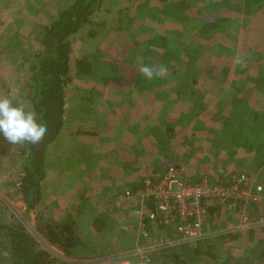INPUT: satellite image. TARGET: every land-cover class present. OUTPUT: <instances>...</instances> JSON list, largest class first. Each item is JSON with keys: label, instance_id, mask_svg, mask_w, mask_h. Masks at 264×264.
Instances as JSON below:
<instances>
[{"label": "rangeland", "instance_id": "rangeland-1", "mask_svg": "<svg viewBox=\"0 0 264 264\" xmlns=\"http://www.w3.org/2000/svg\"><path fill=\"white\" fill-rule=\"evenodd\" d=\"M69 1L0 0V95L18 98L21 102L27 101L30 87L29 65L40 48L39 40L42 37L43 25ZM177 1L179 0H175L176 7L166 12L163 10L165 3L163 0H111L112 4L107 5L109 10L112 9L111 13L105 14V16L103 13L100 14V17L105 19L108 16L112 17L120 7L127 8L130 13L135 15L140 9H143L142 14L144 15L152 13L150 17L146 15V19L141 21L150 27L152 33L160 34L172 31L175 34L176 42L179 43L174 42L179 50L182 48V42L189 43L191 41L189 46L192 47L193 44L197 46L201 54L197 59L186 57L181 53L170 60L167 72L160 77L163 81L157 84L158 92L140 91L139 85H136L138 77L131 73L130 75L113 73L112 76L115 77L111 76L110 82L105 83L103 77L106 74L103 69H107L101 65V62L104 60L103 56H108L106 49L111 47L110 43L116 44L115 34L109 36L106 34L112 20L103 26L104 29L95 38H86V32L82 31L73 35L74 61L83 57H88L90 62L93 61L95 71H97L94 77L97 79L94 78L95 80L92 82L97 83L100 88L105 85L107 88L106 93L100 92L97 95L103 98V95L107 96L115 90L116 99L124 100L120 116L127 120L128 124H118V113L115 114V117L107 119L108 125L106 126L108 127L104 129L103 134L107 141L100 140L101 136L98 135L93 137L75 133L77 129L82 131L92 130V128L99 130L101 127H99L100 124L96 118L88 115L89 107L84 101V97L89 94L88 90L90 89L88 79L77 75L78 68H75L73 63V81L67 91L69 108L66 122L69 132L50 147L44 196L41 203L28 216L24 215L26 206L16 192L23 156L18 154V144H9L3 136H0V219L2 217L8 223L21 220L40 246L57 257L56 264H66L65 261L72 262V264L82 261L95 264H116L120 260L129 259L126 257L132 258L138 264H161L170 249L176 248L178 252L182 251L180 249L185 244L182 242L170 247L158 245L161 238L171 237L174 231L173 229L171 231L164 229L166 230L164 231L160 227L161 220L157 216H150L151 211H145L148 210L145 206L147 202H144V205L140 196L136 195L126 200L113 199L114 193L118 196L122 193L120 197H123V192L120 191L124 190L126 181L140 182L141 177L145 174L142 172V167H138L136 173L124 170L120 161L124 153L121 154L123 150L120 145L124 144L126 148L128 144L125 142H135L139 134L144 139L155 138L151 130L157 131L166 120H168L167 123L176 121L178 124H182L186 121L191 122L197 117V121H206L211 124L213 112L220 109L224 111L218 118V122L221 124L223 118H226L225 115L231 113L232 117L229 122L238 127L235 130L239 127L242 128L239 136L244 140V146L238 147L236 153H245L242 157L247 156L246 163L251 165L252 173L259 174L261 166H264V93H261L260 88L256 85V89L252 90L253 97L250 93L245 92L248 82L255 79L256 63L264 61L259 58V50L254 48L264 38V8H256V5L252 4L251 9L247 11L245 7L248 0H227L232 18L224 23L221 34L224 33L223 37L226 43L230 42V46H228L220 45L214 40L203 42L197 39L198 36H195L196 40H194L192 36L193 32L199 29L201 21L206 20L205 15L209 13L218 15L220 9L209 11L210 8L206 6L205 0H184L181 4ZM157 3L162 4L161 9L156 7ZM142 6L143 8H141ZM190 7H196L197 14L195 16L191 14L192 18L189 19L182 18L184 11L187 13ZM98 51H102V56L98 55ZM246 53L247 57H244ZM138 56L137 53L132 52L128 58L133 60ZM143 57L144 55L140 58L143 60ZM150 67L153 66L150 65ZM127 76L131 80L122 83L125 78L127 80ZM178 82L187 85L185 88L187 91H191L189 92L191 95L177 102L173 93ZM239 91L241 93H238ZM146 93L147 96H145ZM92 98H96V96L94 95ZM250 98L252 101L258 99L260 102L254 105L258 110L255 112L258 114L255 119H252L249 110ZM238 99L239 101L234 103ZM135 124H139L141 127L136 128ZM147 127H150L149 131L144 132ZM212 129L204 128L197 132L199 136L208 135L207 138L203 137L202 140H199L203 145V140L214 143L213 136L216 135L231 138L222 130L212 132ZM116 133L120 134L118 139L115 136ZM148 133L149 136H146ZM213 133L216 134L213 135ZM201 142L198 143L200 148L202 147ZM109 143L112 145L106 147ZM193 144L197 146L196 143ZM145 146L146 144L142 145L140 142H136L135 148L132 147L131 151L135 155L140 152L139 155L144 158L148 156L146 150H143ZM185 146L180 144L169 149H166V145L159 146L160 149H165L159 150L163 164L169 156L175 160L184 158L187 161ZM152 148L156 151L154 147ZM209 148H206L205 151L208 152ZM113 149L120 153H115L116 150ZM126 153L129 151L126 150ZM207 155L208 153L205 156L207 157ZM213 160L214 158L210 161L214 166L215 161ZM187 165L190 168L187 171L188 174L197 175L196 168L191 162L184 163L181 171L184 169L183 172H185ZM239 166H242L241 163ZM146 168L150 170V167ZM209 173L212 174V172ZM228 173H225L226 175H216L215 173L214 176L216 178L226 176V182H229ZM179 175L185 177L182 172ZM197 176L200 177L201 174ZM183 177L182 179H184ZM258 181H264V174H260ZM242 188L240 186V189ZM109 190L112 193H109ZM254 197L257 196L254 195ZM147 204L150 208L151 204ZM207 204L208 206L219 205L221 208L219 212L222 211V214L220 213L219 220H217L207 210L206 214L211 215L210 221L205 217L206 224L203 227L204 234H207L201 239H206L203 249L206 251L212 248L214 255L210 256L211 259L204 258L200 264H224L227 257L231 258V264H241L240 258L258 253L260 239H264V227L254 226L258 227L255 229L239 227L233 231H226L225 228L229 225L230 220L233 221L234 217L227 213L223 205L214 200L208 199ZM251 204L249 211L255 212L257 216L262 215L264 218V199ZM70 214L75 216L80 235L84 240L82 248L73 250L74 256H67L57 246L48 243L36 227L39 217L45 221L62 220L67 219ZM97 217L107 220L102 231L95 230L93 226L94 219ZM218 224L220 225L218 226ZM2 246L0 264H12L7 242H4ZM153 249L156 252L150 254ZM143 253L149 257L145 263L141 262ZM85 256L89 258L87 259ZM249 262L257 264L254 260L246 261L245 264H249Z\"/></svg>", "mask_w": 264, "mask_h": 264}, {"label": "trees", "instance_id": "trees-1", "mask_svg": "<svg viewBox=\"0 0 264 264\" xmlns=\"http://www.w3.org/2000/svg\"><path fill=\"white\" fill-rule=\"evenodd\" d=\"M163 1H165L163 4V10L166 12L169 9L176 7L175 0ZM183 1L184 0H179L177 3L181 4ZM205 3L206 6L210 8L209 11L220 9V13L218 15L217 13H209L205 15L206 20L201 21L199 29L193 32L194 35L192 36L194 40H196L195 36H198L197 39L203 42H206V40H214L220 45L230 46V42L227 41L226 43V40H224V33L221 34L224 23L232 18L229 3L227 0H205ZM111 4V0H70L65 7L58 9L57 14L53 15L50 20L43 25L42 37L39 40L40 48L35 53L34 59L29 65L30 87L27 101L21 102L18 98H11L14 104L23 103L31 108H34L38 116V121L44 123L49 130L48 134L39 145L33 146L30 144H18V154L19 156H23V163L18 174L19 185L16 192L20 195L21 200H23L26 206L25 216H28L30 212L35 210L43 199V190L48 175V153L50 151V147L53 146V144L59 139L65 137L67 132H69L66 122L69 108L67 91L73 81V63L75 64V68H78L77 75L88 79V87L90 89L87 88L89 89V94L84 97V101L89 107L87 110L88 115L92 118H96L97 122L100 124L99 127H101L99 130L94 128L86 131L77 129L75 133L86 134V136L92 135L93 137L98 135L101 136L100 140L107 141L103 136L104 129L108 127L106 126L108 125V122H106L107 119L115 117V114L118 113V124H128L127 120L120 116L124 100L116 99L117 93L115 90L107 96L103 95V98H100L99 95H97L98 93L100 94V92H103V94L106 93L107 88H105L106 85L100 88L97 83L95 84L92 82L95 80L94 78L96 77L94 76L97 74L93 61L90 62L91 60H89L88 57H83L82 59L78 58L74 61L72 48L73 35L82 31L86 32V38H95L97 34L104 29L103 26L112 20L110 28L106 34H108L107 36L115 34L114 41L116 44L110 43L111 47L106 49L108 56H103L104 60L101 62V65H104L107 69H103V72L106 74L103 79L105 80V83L108 84L110 80L115 77L112 76L113 73L119 72L124 75H130V73L136 74V77H138L136 85H139L138 88L142 92L150 90L158 92L157 84H160L163 80H161L160 77H154L152 80L146 79L139 72V67L143 65H152L153 67L158 68L163 65L167 68L170 66V60L174 56H178L181 53L182 55L190 58L197 59L199 57L198 55L200 53L197 46H194V44L192 47L188 45L192 43L191 41L189 43L182 42V48L179 50L177 45L174 43L176 42V38L172 31H165L160 34L152 33L153 31H151L150 27L141 22L146 19V15L147 17H150L152 13L144 15L142 14L143 9H140L137 15H135L130 13L127 8L124 9L120 7L119 10L114 12L112 17L108 16L105 19L103 18V20L100 17V14L103 13L105 16V14L111 13L112 9L110 8L109 10L107 6ZM252 4L256 5V8H264V0H248L245 10L249 11ZM161 6L162 4H156L158 9H161ZM141 8H143V6ZM197 12L198 10L196 7H190L187 10V13L184 11L182 18H192L191 14L195 16ZM254 48L259 50V58L264 60V38H262ZM132 52L137 53L139 55L138 58L133 60L129 59L128 57L132 55ZM98 55L102 56V51H98ZM142 55H144L143 60L141 59ZM244 57H247V53L244 54ZM248 64L250 63L248 62ZM256 68L257 73L254 75L255 79L250 83L248 82L245 90V92H247V94L250 93L252 97L254 96L252 90H255L256 86L260 88L261 93H264V61L256 63ZM130 80L131 78L127 76V80L125 78L122 83H127ZM181 83L182 82H179V87L178 89L176 88L179 91V93L175 96L176 101L188 98V91L185 88L187 85H182ZM238 93H241V91ZM148 94L146 93L145 96ZM94 95L96 98H92ZM237 101H239V99L234 103H237ZM254 102L259 103L258 99H254ZM223 112L224 111H221L220 109L213 112V122H211V124L210 122H207L206 128H213L212 132L222 130L227 136L231 137L224 138L216 135L215 137L213 136V141L215 143H223L221 146L216 145V148L218 147L230 154H234L238 150V147L244 146V140H242L239 136L242 128L239 127V129L235 130L238 127L229 122L232 117L231 113L225 115L226 118H223L220 124L218 122V118L220 114H223ZM257 115L258 114L253 113L252 119L257 118ZM135 125L139 128L141 127L139 124ZM149 128L150 127L145 128L144 132H148ZM151 132L155 138L149 137L148 140V137L144 139L139 134L136 139L134 138L135 142H125V144H128L126 148L124 144L120 145L121 150L122 148L124 150V152H121V154H124L123 157L121 156L120 160L124 170H130L136 173V171H138V167H142L144 170H142V172L145 174L141 177L140 182L138 181L139 183L132 182L130 180L126 181L124 190L120 191L123 192V197H120L122 193L119 194V196L114 193V200H118L120 198L124 199L127 190H131L132 193H135L137 190L144 188L146 179L161 177H158L160 174H157L154 169L155 165L163 163L160 159L161 156L159 150L161 149L159 146L163 147L167 145L171 148L173 146H178L180 144L185 145L188 143L186 139L182 138V135L186 136L185 131H180V133H176L174 136L170 129H164L160 126L157 131L152 129ZM216 133H213V135ZM119 135V133L115 134L117 139ZM123 136L125 138V135ZM146 136H149V133L146 134ZM200 136L206 138L208 137V135ZM136 142H140L142 145L146 144L143 150H146L148 156L141 158V155H139L140 152L135 155L134 152L131 151L132 147L135 148ZM228 142H231V144H228ZM233 143L235 144L232 146ZM110 145L112 144L109 143L106 147ZM152 147H154L156 151H154ZM126 150H128L129 153H126ZM115 153L120 152L116 150ZM237 153L239 154L238 162L241 163L244 168L239 166L236 170L229 172V182H226V176H222L217 177L216 179L218 180L215 182H209L210 184H223L231 186L234 182L232 176L235 174H245L249 177L256 178H260V174H264V166H261L259 174H255L254 172L252 173L251 171L253 169H251V165L246 163L247 156L244 158L242 157L245 153ZM227 158L230 159V156L228 155ZM206 160L207 159L204 160V158L200 155L192 156L190 160L191 164H193V167L196 168V174H201V176L198 177L197 175H189V177H185L184 180L192 184H197L202 182L200 178L203 177L204 174L206 177L207 175H210L209 172H206L210 170V167L204 162ZM163 165L166 172L171 167L175 168L177 173L184 171V169L181 171L184 162L182 160H175L172 156H169ZM146 167H150V170ZM201 168L204 170L202 171ZM221 180H223V182H221ZM108 192L112 193L111 190ZM207 199L215 200L214 198ZM229 201L232 200L230 199ZM239 202L245 203V201L242 200H239ZM149 204L152 206V203ZM204 205L206 206L208 212L219 220V215L220 213L222 214V211L219 212V210H221L219 205L208 206L207 201L204 202ZM209 217L210 215H208V219ZM2 219L3 218L1 217L0 255L3 243L7 242L10 248L12 264H56L58 261L57 257L46 248L40 246L34 235L27 230L25 224L21 220H18L15 223H8ZM76 221L75 216H72L71 214L67 219L62 220L45 221L39 217L36 227L48 243L57 246L62 252H64L65 255L74 256L73 250L84 246V240L80 235L79 227ZM106 222L107 220L105 218L97 217L94 219L93 226L95 230L102 231L104 226H106ZM219 225L220 224H218V226ZM160 227L162 229H167L163 223ZM205 240L206 239H199L190 244L185 243L180 249L182 250L181 252H178L176 248L170 249L168 251L169 254L166 255L165 260H162L161 264H200V261L204 258L211 259L210 256H213L214 253L212 252V248H209L206 251L203 249ZM260 241L258 253H254L253 256L248 255V257L244 256V258H240L241 264H245L246 261L250 260H254V262L256 261L257 264H264V239H260ZM85 258L88 259L89 257L85 256ZM65 262L66 264H72V262L69 261ZM73 264L95 263L82 261ZM224 264H231V258L227 257Z\"/></svg>", "mask_w": 264, "mask_h": 264}, {"label": "built area", "instance_id": "built-area-1", "mask_svg": "<svg viewBox=\"0 0 264 264\" xmlns=\"http://www.w3.org/2000/svg\"><path fill=\"white\" fill-rule=\"evenodd\" d=\"M233 179L231 186L210 184L207 181L192 184L182 179L179 172L171 167L160 178L146 179L144 188L135 193L127 190L124 199L137 195L142 198L143 203H152L150 208L144 203L148 208L145 211H151L150 216H157L161 223L174 231L171 237L161 238L158 242V245L166 247L178 242L193 243L207 234H204L203 227L206 222L205 217L208 218L207 208L204 205L207 198H214V201L223 205L228 214L234 217L225 228L226 231H233L239 227L242 229L264 227L263 216H257L255 212L249 211L252 202L264 199V183L259 182L256 177L252 178L245 174H235ZM240 186L243 188L240 189ZM230 199L232 201H229ZM126 258L129 259L120 260L116 264H138L132 258ZM146 260L147 255L143 253L141 262L145 263Z\"/></svg>", "mask_w": 264, "mask_h": 264}, {"label": "crops", "instance_id": "crops-1", "mask_svg": "<svg viewBox=\"0 0 264 264\" xmlns=\"http://www.w3.org/2000/svg\"><path fill=\"white\" fill-rule=\"evenodd\" d=\"M178 84H179V82L176 83L175 88H174L175 92L173 93V96H174L175 99H176V97H175L176 94L179 93V91L176 89V88L179 87ZM189 92H191V91L188 90V92H187L188 96L187 97H189L191 95V93H189ZM177 102H178V100H177ZM255 104L256 103L254 101H252V98H250L249 110L251 112V116H252L253 113L258 111L255 108V106H254ZM200 111H201V109H200ZM200 111H199V115H200ZM263 111H264V109H263ZM167 121L168 120H166V122L164 124H162V128L170 129V131H172L174 136L176 135V133H180V131H183V132L185 131L186 132V136L182 135V138H184V139H186L188 141V143L185 144L186 146L184 148V150L186 152L185 154L187 155L188 160L186 161L183 158L182 161L184 163L191 162L190 160H191L192 156H196V155L197 156L200 155L202 158H204V160L207 159L206 161H204L207 164V166L210 167V170H208L207 173L208 172H212V174L209 173L210 175H207V177H206L205 174L203 173L204 176L200 178V180L202 182H204V181H207V182H210V183L215 182V181L218 180L214 176L215 173H216V175H223V174L226 175L225 173L231 172L233 170H236L239 167V163H238L239 154L238 153L230 154V153H228L225 150H222V149H220L218 147L217 148L215 147L216 145L221 146L223 143H215V142L212 143V142H208L207 140H203V143L205 145L204 146L202 144V142L199 141V140H202L203 137H200L197 132L199 130H201V129H204V128L206 129L207 122L205 120H204L205 122H202L200 120L197 121V117H195V119L193 121H191V122L190 121H186V122H183L182 124H178L176 121H174V123L173 122L172 123L171 122L167 123ZM131 128H132V126H131ZM136 128H138V126H136ZM199 142H201L200 143L201 146H202L201 148L199 147L200 146L198 144ZM193 143H196L197 146H195ZM234 144L235 143H233L232 146ZM168 148H170V147L167 146L166 149H168ZM206 148H209V149H207L208 152L205 151ZM162 150H165V149H161V151ZM123 152H124V150H123ZM207 153H208V155L206 157L205 155ZM228 155L230 156V159L227 158ZM213 158H214L213 161H215L214 162V166L212 165V162L210 161ZM163 167H164L163 163L157 164V165L154 166L155 172L157 174H160L158 177L162 176L166 172ZM189 169L190 168H188V165H187L185 172H182L185 177H189V175H191V174H188L189 172H187ZM201 170L203 171L204 169L201 168ZM182 177H183V175H182ZM185 177H183V178L185 179ZM221 182H223V180H221ZM209 220H210V217H209ZM205 224H206V222H205ZM166 228H167L168 231L172 230V228H168V227H166ZM164 231H166V230H164ZM155 252L156 251H153L150 254H153ZM148 260H149V257L147 256V260L146 261H148Z\"/></svg>", "mask_w": 264, "mask_h": 264}, {"label": "clouds", "instance_id": "clouds-1", "mask_svg": "<svg viewBox=\"0 0 264 264\" xmlns=\"http://www.w3.org/2000/svg\"><path fill=\"white\" fill-rule=\"evenodd\" d=\"M139 72L148 80L162 77L167 68L143 65ZM48 127L38 121L34 108L23 103H13L8 96L0 95V136L9 144L39 145L48 134Z\"/></svg>", "mask_w": 264, "mask_h": 264}]
</instances>
